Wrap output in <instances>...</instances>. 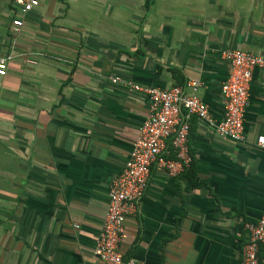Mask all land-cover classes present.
Returning a JSON list of instances; mask_svg holds the SVG:
<instances>
[{"label":"crops","instance_id":"crops-1","mask_svg":"<svg viewBox=\"0 0 264 264\" xmlns=\"http://www.w3.org/2000/svg\"><path fill=\"white\" fill-rule=\"evenodd\" d=\"M40 1L23 14L0 0V59L11 56L0 76V264H104L95 247L110 188L150 106L122 81L194 92L197 80L219 122L222 52L264 57V0ZM190 125L192 166L177 176L152 167L125 221L127 260L241 264L244 224L264 209V69L253 74L243 142L196 117Z\"/></svg>","mask_w":264,"mask_h":264},{"label":"built area","instance_id":"built-area-1","mask_svg":"<svg viewBox=\"0 0 264 264\" xmlns=\"http://www.w3.org/2000/svg\"><path fill=\"white\" fill-rule=\"evenodd\" d=\"M16 2L23 14L41 4L40 0ZM14 26L16 29L22 27V20H14ZM222 55L230 64V73L222 85L225 111L219 122L215 121L208 106L196 94L200 86L197 80H189L187 84L194 92L186 91L181 85L162 89L122 81L129 89L146 94L150 106L130 157L110 188L107 214L95 247V254L104 264H139L125 259L120 251L125 221L137 213L155 164L163 167L170 176H177L190 167V121L193 117L215 127L223 139L234 142L245 140L250 87L255 69H264V57L236 49L224 50ZM10 59L11 56L0 59V76L7 74ZM112 82L119 83V80L113 79ZM259 144L264 147L263 140ZM169 147L173 150L174 159L166 157ZM244 228L249 232V240L243 246L241 264H264V209L257 221L246 222Z\"/></svg>","mask_w":264,"mask_h":264},{"label":"trees","instance_id":"trees-1","mask_svg":"<svg viewBox=\"0 0 264 264\" xmlns=\"http://www.w3.org/2000/svg\"><path fill=\"white\" fill-rule=\"evenodd\" d=\"M151 1H152V0H148V6L150 5ZM191 155H192V154H191ZM192 160H193V158H192ZM190 166H192V161H191V165H190Z\"/></svg>","mask_w":264,"mask_h":264}]
</instances>
